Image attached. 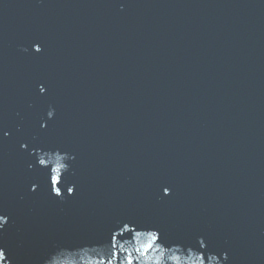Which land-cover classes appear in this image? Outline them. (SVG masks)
<instances>
[{
    "label": "water",
    "instance_id": "1",
    "mask_svg": "<svg viewBox=\"0 0 264 264\" xmlns=\"http://www.w3.org/2000/svg\"><path fill=\"white\" fill-rule=\"evenodd\" d=\"M0 215V264H264V0H0Z\"/></svg>",
    "mask_w": 264,
    "mask_h": 264
},
{
    "label": "clouds",
    "instance_id": "2",
    "mask_svg": "<svg viewBox=\"0 0 264 264\" xmlns=\"http://www.w3.org/2000/svg\"><path fill=\"white\" fill-rule=\"evenodd\" d=\"M36 45H34L33 49L36 51ZM24 51H27V49H24ZM39 91L41 92V94H43L46 89L44 88L43 85L40 86L39 88ZM54 109H51L48 111L47 113V116L48 118L50 119L54 113ZM46 125L45 124H42L41 127H45ZM7 135V133H6ZM21 147H25V145H21ZM38 151V150H36ZM39 165L42 164V160L38 161ZM31 167V166H30ZM35 189V185L33 186V190ZM165 194H170V189L167 190V192ZM0 220H3L4 223L7 222V217H0ZM0 228H3V224L0 223ZM200 242H203V239L201 238ZM200 247L201 248H204L205 245L203 243L200 244ZM172 248L175 249V251L172 253V255H169L167 257V261L171 262V264H203V261H202V256H203V253H199V255H197L195 257V260L194 261H185V259L182 257V255H177L176 253L181 251L182 247L178 244L176 245H172ZM170 251V249H165L163 247H161V250H160V254L159 256L156 258V260L153 262V264H166L165 260H164V256H165V253ZM189 253L190 255H192V248H189ZM224 256V259L226 260L227 259V254L224 253L223 254ZM151 259V258H149Z\"/></svg>",
    "mask_w": 264,
    "mask_h": 264
},
{
    "label": "snow or ice",
    "instance_id": "3",
    "mask_svg": "<svg viewBox=\"0 0 264 264\" xmlns=\"http://www.w3.org/2000/svg\"><path fill=\"white\" fill-rule=\"evenodd\" d=\"M41 51V48L39 47V49L37 50V52ZM4 135H6V133H4ZM25 147H27V145H25ZM44 163V161L42 160V164ZM49 179H50V183H51V191L53 192V194H55L56 196H61L62 195V191L61 188L58 187V185L62 182V175L60 174L59 171V167L57 168H53L50 170L49 173ZM168 190V188H164V193H166ZM69 194H72L74 192V188L69 187L67 189ZM3 216V215H0ZM128 225L129 223H124L123 226L121 228L127 230L128 229ZM113 241L115 240V237L112 236ZM157 239H161V233L156 230V234L153 235V240H157ZM204 242H200V244ZM113 247H115V243H113L112 245ZM6 259V255H5V250L3 248H0V262L5 261ZM110 264V262H109Z\"/></svg>",
    "mask_w": 264,
    "mask_h": 264
}]
</instances>
